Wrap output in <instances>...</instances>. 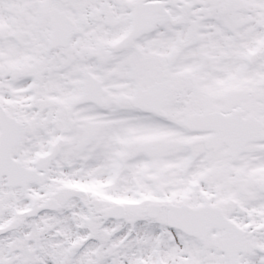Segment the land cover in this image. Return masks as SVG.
Returning <instances> with one entry per match:
<instances>
[{
    "label": "snow or ice",
    "instance_id": "6c2138e0",
    "mask_svg": "<svg viewBox=\"0 0 264 264\" xmlns=\"http://www.w3.org/2000/svg\"><path fill=\"white\" fill-rule=\"evenodd\" d=\"M0 264H264V0H0Z\"/></svg>",
    "mask_w": 264,
    "mask_h": 264
}]
</instances>
